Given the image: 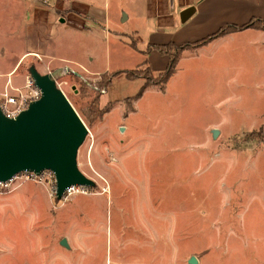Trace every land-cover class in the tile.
Listing matches in <instances>:
<instances>
[{
	"label": "rangeland",
	"instance_id": "obj_1",
	"mask_svg": "<svg viewBox=\"0 0 264 264\" xmlns=\"http://www.w3.org/2000/svg\"><path fill=\"white\" fill-rule=\"evenodd\" d=\"M90 1L96 26L82 32L42 4L48 27L27 49L88 69L58 81L87 126L77 163L96 185L64 203L32 181L0 194V264H264V32L183 50L161 88L167 55L150 42L189 43L217 22H180L179 0ZM30 55L26 75L65 65Z\"/></svg>",
	"mask_w": 264,
	"mask_h": 264
},
{
	"label": "water",
	"instance_id": "obj_2",
	"mask_svg": "<svg viewBox=\"0 0 264 264\" xmlns=\"http://www.w3.org/2000/svg\"><path fill=\"white\" fill-rule=\"evenodd\" d=\"M195 10L194 5L181 10L180 22L188 20ZM59 70L56 68L50 74L29 66L30 77L41 89L39 99L14 117H6L0 108V181L6 182L21 172L39 175L50 170L56 179V200L72 184L88 188L96 185L78 167V150L88 129L72 103L56 87L53 76ZM217 134L214 129L213 136ZM60 240L61 245L69 247L64 237ZM187 261L196 264L197 259L191 256Z\"/></svg>",
	"mask_w": 264,
	"mask_h": 264
},
{
	"label": "crops",
	"instance_id": "obj_3",
	"mask_svg": "<svg viewBox=\"0 0 264 264\" xmlns=\"http://www.w3.org/2000/svg\"><path fill=\"white\" fill-rule=\"evenodd\" d=\"M246 1L247 3H243L242 5L238 3L235 4V0H179V3L182 7L181 10L189 7L190 5H194L196 10L193 14H195V17H199L202 22H208L209 20L217 22L216 29L207 33L209 34L216 31L225 24L241 25L249 22L251 18H258L264 21V0ZM149 2L150 0H145L146 5ZM42 4L44 3H42L41 0H0V93L5 89L8 80L12 86H23V83L28 74L26 75L25 72L20 70V67L29 59L31 53H33V60H38L35 55H39L42 60L43 58H47L51 65L53 63L58 65L65 64L72 67L74 66L75 68H73L77 71L84 69L88 70L87 68H85V66L73 59L65 60L57 56H49L45 53L44 50L42 53L40 51L33 52L27 49V39L29 38L28 32L30 29L35 31L38 30V33L47 30L50 11L44 10L41 7ZM172 4V0H169L168 5L171 6ZM48 5L49 4H47V6ZM91 6L92 2L90 0H67L65 2H53L50 6V9L55 12L54 14L56 20L59 23L70 25L77 32H82L83 28L89 30L92 26H96V20L90 14ZM60 11L65 12V17L60 15ZM167 17H173L172 13H170V15H168ZM157 20V23L160 24L165 21V18H160ZM219 23H221V25ZM53 24L57 23L55 21H52V23H50V26H52ZM252 29L254 33L264 32V30L256 29L253 27L245 28L242 30H237L236 32L221 35V37L208 42L206 45L215 42L217 43L225 39L230 40L232 39V37H236L237 34H243V32ZM170 41L171 40L167 42ZM167 42L165 41L160 43ZM150 43L160 44L157 42ZM203 47L204 46L196 49H200ZM151 49L153 48H148V50ZM164 60L165 67L168 61V56L167 59ZM41 70V72H44V69ZM20 187H18L17 189H19Z\"/></svg>",
	"mask_w": 264,
	"mask_h": 264
},
{
	"label": "built area",
	"instance_id": "obj_4",
	"mask_svg": "<svg viewBox=\"0 0 264 264\" xmlns=\"http://www.w3.org/2000/svg\"><path fill=\"white\" fill-rule=\"evenodd\" d=\"M41 1L44 4H49L53 2H65L67 0H41ZM35 57L41 59L39 55L38 56L35 55ZM59 71L60 72L58 74L53 76V80L56 84V87H59V89L62 91L64 95L65 93L63 88L61 87V82L58 81V77L74 74L81 77L85 82L86 77L88 75V74H84V75L80 74L79 71L75 70L70 65L69 66L64 65L63 67L60 68ZM52 72L53 71L49 68V66H46L44 68L43 73L51 74ZM91 76H93L92 78H94L93 81L99 80L98 74ZM88 85L92 86L90 83H88ZM93 87L101 93H106L107 91L106 86H101L99 88L94 84ZM40 95H41V89L35 86L34 81L29 74L26 76L23 86L21 87L12 86L8 80L5 89L0 93V108L6 117L8 118L14 117L19 112L26 109L32 101H36L37 99H39ZM27 181H32L40 185L42 184L46 188L49 200L52 202V199H56V194H55L56 179L54 177L53 172L50 170H43L39 175H36L30 171L21 172L13 175L6 182L0 181V194L10 193L12 190L20 187L22 184L26 183ZM87 191H88V187L72 184L71 186L66 187L64 189V191L62 192V196L58 201L62 203L67 202L68 200H70L72 195L77 193L87 194Z\"/></svg>",
	"mask_w": 264,
	"mask_h": 264
},
{
	"label": "trees",
	"instance_id": "obj_5",
	"mask_svg": "<svg viewBox=\"0 0 264 264\" xmlns=\"http://www.w3.org/2000/svg\"><path fill=\"white\" fill-rule=\"evenodd\" d=\"M256 28V29H261L264 30V21L260 20L258 18H251L249 22L241 25H234V24H225L222 25L219 29H217L214 32H211L209 34H206V36L199 38L197 40L191 41L189 43H185L182 45H175L172 41L165 43V44H160V45H155L157 51L159 53L166 54L168 56V61L163 70L158 73L159 77V82H160V87L164 88L165 87V82L170 78V76L175 72L176 70V64L181 56V52L183 50H191V49H196L202 46H205L208 42L221 37V35H224L226 33H231V32H236L237 30H242L245 28ZM151 47H154L151 45ZM148 69H150L149 65H146ZM151 70V69H150ZM152 71V70H151ZM107 84V82H106ZM104 84L103 86H105ZM148 86L147 83H143L141 86L140 90L134 95L135 98L139 97L142 92L146 89ZM82 91H85L84 88H82ZM109 108V107H108ZM107 108V109H108ZM259 132L263 133V129L260 128Z\"/></svg>",
	"mask_w": 264,
	"mask_h": 264
}]
</instances>
